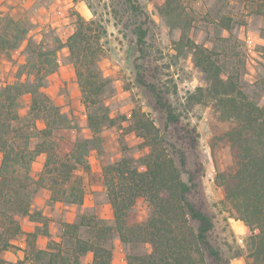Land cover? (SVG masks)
Here are the masks:
<instances>
[{
  "label": "rangeland",
  "instance_id": "rangeland-1",
  "mask_svg": "<svg viewBox=\"0 0 264 264\" xmlns=\"http://www.w3.org/2000/svg\"><path fill=\"white\" fill-rule=\"evenodd\" d=\"M0 13V41L6 36L14 44L13 49L0 46V84L17 86L16 91H45L55 99L52 102L38 94L40 106L30 116L31 95L22 94L16 100L24 118L14 122L18 131L13 135H31V148L46 151L34 158L27 172V183L37 182L30 185L36 189L30 213L19 217L20 223L25 216L36 222L28 235V257L10 262L3 250L0 264H44L45 257L37 259L34 249L39 242L47 240L48 247L71 254L74 237L93 239L95 230L112 246L114 264H128L129 254L146 253L151 245L120 239L105 170L124 158L131 167L145 170L149 148L138 129L139 117L162 129L166 126L164 111L139 75L158 83L170 103L177 97L185 100L195 88L207 84L194 55V44H200L209 49L227 77H233L250 99L264 106V0H0ZM75 33L72 53L69 44ZM76 66L95 82L85 85L86 89L91 92L101 85L96 99L109 119L96 135L88 114L98 105L83 102ZM204 100L203 117L191 119L197 142L185 152L183 178H193L191 199L214 221L210 241L222 261L209 258L205 264H251L247 239L252 231L236 215L217 180L218 173L233 164L234 156L230 146L219 145L215 137L232 123L215 126L210 110L214 101L207 96ZM55 107L61 117L56 116ZM39 113L48 116L51 135L33 129L34 115ZM184 125L179 128L186 134ZM38 126L46 127V122L40 120ZM77 143L80 148L74 155ZM77 160L84 165L75 167ZM63 164L75 169L72 179L77 177L85 185L87 194L80 203L72 202L70 191L63 192L67 186ZM51 186L59 188V193H52ZM45 195L50 215L31 211L36 198ZM153 213L141 196L128 210L126 224L146 222ZM79 223L83 225L78 228L67 226ZM92 257V252L87 253L80 264H91Z\"/></svg>",
  "mask_w": 264,
  "mask_h": 264
},
{
  "label": "trees",
  "instance_id": "trees-1",
  "mask_svg": "<svg viewBox=\"0 0 264 264\" xmlns=\"http://www.w3.org/2000/svg\"><path fill=\"white\" fill-rule=\"evenodd\" d=\"M77 37L75 33L70 38L72 53ZM143 37L141 31L139 40L142 41ZM0 46L3 50L14 48L6 36L1 39ZM193 49L196 64L206 73L207 84L195 88L183 101L177 97L174 103H170L158 83L148 82L139 75L140 81L149 86L164 111L166 126L162 129L154 121L147 122L139 117L141 124L138 129L149 148L145 156V170L131 167L125 158L106 167L104 181L114 209L116 228L123 242L151 245V250L146 253L129 254L128 264H205L209 258L215 263L222 261L220 251L210 241L214 221L191 199L196 185L193 178H183L186 172L185 152L195 147L197 142V128L191 119L203 117L201 113L204 108L201 105H206L204 99L207 96L214 101L210 110L215 126L226 121L232 123L215 137L219 145H229L234 156L233 164L219 172L217 180L236 215L252 231L247 239L251 264H264V106L250 99L233 77L226 76L222 65L212 58L208 48L194 44ZM76 68L83 102L91 101L98 105L93 113L88 114L89 125L96 135L101 132L102 123L109 119L104 106L98 104L96 99L101 92V85L90 92L85 85L92 86L95 82L90 81L91 77L85 76L78 66ZM16 87L0 84V238H6L0 242V252L16 247L11 240L22 232L19 217L30 213L31 197L36 189L30 188V185L37 183H27V172L34 158L46 151L31 148V135H13V132L18 131L14 122L24 118L16 100L25 93L31 95L29 116L40 106L38 94L52 102L55 100L45 91L23 92L16 91ZM54 110L56 116L61 117L57 107ZM40 120L46 122V127L38 126ZM181 124H185L186 134L180 130ZM32 126L44 135L53 132L50 120L44 113L34 115ZM76 145L74 155L80 148V144ZM74 165L76 167L84 163L77 160ZM62 168V176L67 183L63 192L70 191L73 203L82 202L87 194L85 185L77 177L72 179L75 169L66 164ZM75 182L79 186L74 185ZM50 189L52 193L60 191L54 186ZM141 196L153 207L154 213L146 222L127 226V212ZM81 225L67 226L78 228ZM100 227L97 225L99 231ZM95 233L93 239L76 235L71 254L60 249L48 247L44 250L34 246L37 259L44 256V264H80L81 258L92 252L91 264H114L112 246L106 244L104 235L96 230Z\"/></svg>",
  "mask_w": 264,
  "mask_h": 264
},
{
  "label": "crops",
  "instance_id": "crops-1",
  "mask_svg": "<svg viewBox=\"0 0 264 264\" xmlns=\"http://www.w3.org/2000/svg\"><path fill=\"white\" fill-rule=\"evenodd\" d=\"M48 198L49 196L46 195L37 197L32 205L31 211H36V210L40 211L43 216L50 215L48 214V205L46 204ZM59 204L60 202H57V205ZM35 225H36L35 220L31 219L29 216L23 217V222L21 223V228H22L21 235L11 240V242L16 246L14 247L15 251H10L9 249L5 250V257L9 259L10 262H18L19 260L24 259L27 253L28 235L34 232ZM52 237L55 239L54 236ZM37 248L44 250L48 249L47 240L45 243L39 242Z\"/></svg>",
  "mask_w": 264,
  "mask_h": 264
}]
</instances>
